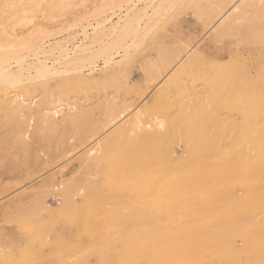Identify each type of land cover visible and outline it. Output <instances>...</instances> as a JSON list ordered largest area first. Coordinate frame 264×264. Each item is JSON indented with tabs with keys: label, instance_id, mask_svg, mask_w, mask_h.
<instances>
[{
	"label": "rangeland",
	"instance_id": "374dc122",
	"mask_svg": "<svg viewBox=\"0 0 264 264\" xmlns=\"http://www.w3.org/2000/svg\"><path fill=\"white\" fill-rule=\"evenodd\" d=\"M261 1L262 0H257V3L256 0H143L140 3L138 2L137 5L130 4L128 6L126 4L127 0H31L30 2H32L33 5L29 0H0V46L10 51H17L26 57L23 65L24 67L16 63L15 59L9 60L8 66L11 72L21 76L23 79H25L28 74H34L38 64V58L34 53L39 45L42 46L43 51H41L39 56L43 61L47 62L48 65H54L55 68L59 70H69V72H57L50 76L47 75L37 79H29L28 81L12 82L10 85H3V82L0 81V102L2 101L0 107L3 106L0 108V111L2 110V113L0 112V264L4 263L5 260L7 261L8 258L10 259L13 254L15 255L13 258L16 257L14 259L15 261L23 260L21 263L25 262L23 258H27L30 254L33 260L34 258L39 259L33 261L29 255L30 258H27V260H31L34 264L40 261H46L45 264H51L52 262V264H63L67 259L68 262L66 261V264H74L75 262L71 259L78 260L79 263L81 262L80 264H100L104 260L106 262H112L117 259H125V256L132 250H136L131 240L140 235L141 231H144L146 228L154 232L155 236L151 240L152 245L149 248L151 251H137L136 260L140 262L139 264H149L151 261L152 263L159 262V264H169L167 262L169 257L164 256L165 254L163 253L171 251V246L167 243V237H169L171 231L174 230L173 226L175 227L176 225L175 229H179L178 226H181L180 229H183V227L184 229L188 228L189 225H191V228H202L203 226V228L209 232V229L213 228L211 232L214 230V234L223 230H229L231 232H236L235 230H237V234L235 233L234 236H231L232 239L230 237L221 239L219 243V250L221 251L217 250V253L209 255L210 259H208L209 256L204 257L206 259H202L204 263L198 260L195 264H233L234 262L236 264L240 262V264H264V243L259 244L256 241L254 242L256 237L264 238V162H261L264 156L262 155L264 154L262 153L264 152L262 150L264 148V134L261 130H257L264 129L262 127L264 126V114L261 113L259 115L263 120L260 119L259 116L255 120L246 119L247 111L240 110L239 108V105L241 106L246 102L245 100L238 101V103H240L239 105L236 103L235 105L237 107L235 108V105H233L234 103L229 107L222 105L221 102L224 98L226 99L228 97L226 96L228 89L230 90L232 86L228 87V85H226L222 88L217 98L215 97L212 99V97L209 96V91L213 83L207 78L206 70L202 69V67H198L197 70L193 69L183 73H181L182 70H180L184 68V64L191 54L199 52L206 55L207 59L210 61L215 59L217 63L234 64V66H232V72L235 73H231L242 77L238 80V83H243V81L247 80L246 83L252 85L254 83V78L251 77H255L260 72V67L264 64V59L262 60L264 53L260 51V49H264V40L259 42L251 35V28L253 26L259 29L263 27L261 24L264 20V14H262L264 13V0L263 2ZM245 3L246 5L247 3L251 4H249L250 9L247 8L245 10L243 8V6H246ZM259 5L261 7H259ZM132 7L134 8L132 13V16H134V26L132 23L128 24V22H125L126 19L118 24L120 17L125 18V13ZM144 12L148 13L147 16ZM134 14L138 15L135 16ZM235 15L242 16V18L237 21L240 29L236 28L228 36H225L221 40H216V31L218 28L222 27L229 19H233ZM106 18H109V20L97 28V22H101ZM114 26L118 28L114 29ZM131 26L134 28L132 29ZM255 40L258 43H256ZM253 41L257 45L254 44ZM0 53H2V51H0ZM216 55L222 56L223 58H214ZM67 56L70 57L67 58ZM109 56H112L113 59L109 64H105V60ZM183 61L184 64H182ZM79 82H81V84ZM180 86H182L183 89H181ZM166 91L169 93L168 96L171 94L176 95L174 96L176 100H180V97L185 94L186 98L184 97V101H188L191 98V93L194 94L191 100L193 105L190 103V110L188 111L187 109L184 122H182L179 127L173 126L171 131V135L174 137L171 141V145L174 150V157L177 158V160H184L188 157L187 155L191 154L188 152L193 151V149L198 146H201L203 153L208 154L211 160L219 156L218 154H221L223 151L228 153V151L240 150L242 155L231 167H226L228 168L227 171L225 170L226 168L219 169V171L216 170L217 172H214L215 176L212 175L213 179L211 175H209L203 182L206 184H204L203 187L190 186L194 193L192 197L178 194L175 198L176 208L172 220H170L171 216L167 209L168 207L164 205L156 211L151 210V206L149 205L155 206L153 205L152 199L159 198V195L154 196V194H150L153 196L152 197L149 196L148 191L143 190H131L132 193L130 190L126 191L119 185H113L112 179H109L112 175L111 168L107 165V162L116 155L119 143L121 142L120 137L118 138V131L130 126L127 122L130 121V118H132L133 114L138 109L143 108L144 121L148 120L151 114H158L159 111H162V113H160L161 115L159 114L162 118V115H164L166 116L164 117L165 119L169 120L172 118L175 119L174 121L176 122L177 116L175 113L173 114L172 109L170 111H164L165 108L156 109L157 111L154 110V101L159 99L163 93H167ZM199 92H204V98L208 100L200 99L202 95L199 96ZM159 93H161V95H159ZM19 94L21 95V99L25 100L23 105L32 104L33 106L26 105L25 107L23 106V109L20 102L21 100L18 98L20 103L16 100L17 98L15 95ZM170 97H173V95ZM6 98H9L7 99L8 101ZM165 99L170 98L165 97ZM200 104H202L201 108L198 107ZM57 105L64 108L55 118L51 112L54 111ZM17 107H19V109L22 108L20 111L23 114L19 112ZM32 108L34 112H30ZM73 108L74 110H72ZM37 110L40 112H37ZM194 110H196L195 115L192 114ZM203 110L205 111L203 112ZM45 113L48 115L46 116ZM7 115H10L11 119L10 116L8 117ZM208 116L210 117L209 121L207 120ZM217 118H220L221 121ZM196 120L198 123H196ZM29 121L31 123L30 125ZM22 122L25 123L23 124ZM218 122H221V125L226 123L225 125L227 127L219 124L222 130L225 128V132L220 129ZM193 125H195V128ZM241 125L242 127H240ZM255 125H259L260 127L256 126V128ZM122 126L124 128H121ZM208 126L210 129H207ZM250 126L251 128H249ZM26 127H28V129ZM245 130L250 137H253L255 134V141L254 139H251V141L245 136ZM174 131L177 132L176 135H174L176 133H174ZM202 131L204 133H202ZM239 131L245 133L236 139L237 142L239 141L236 143L234 137ZM114 132H116V134ZM178 134L179 137L177 138ZM16 137L18 139H16ZM204 137H206V139ZM114 138H116V142L113 143L111 140ZM12 139L14 140L12 141ZM103 139L106 140L104 141ZM197 139L199 143H196ZM201 141L206 142L202 143ZM98 142H103L101 151L98 155L101 154V160L105 161V163L97 168L99 171L97 169H94L95 171L91 169V171L87 164L88 157L90 158L93 155L90 156L87 152ZM196 144L198 145L196 146ZM24 145H27V147L25 146L24 148ZM261 145L263 148H261ZM247 146L249 147L248 149H246ZM216 147L219 148L217 149ZM25 150L26 152H24ZM246 156L247 159L249 158L248 160L245 158ZM257 156L261 157L257 158ZM253 157L254 159L256 158L255 161H253ZM86 165L87 168H85ZM230 168L233 170H230ZM224 170L226 172H224ZM93 172H96L97 175ZM223 176L225 177L223 178ZM218 180L220 181L218 182ZM71 182H75V184ZM76 183L78 186H82L81 189L78 188V191H72V197L63 195V190L66 186L71 187L76 185ZM103 184H105V186ZM83 187L85 188L83 189ZM106 187L107 189L105 190ZM117 188L119 190H117ZM124 193L127 196L124 195ZM81 195L84 196L82 197ZM108 195H110L112 199ZM114 196L118 197L120 201ZM143 196L144 199H142ZM84 198L86 199L85 201ZM71 200L76 203L75 206L77 209L74 210L76 211L75 213H73L74 211L68 212L69 210L64 209V205H66L64 203H69ZM215 202L217 204L219 203L218 205L220 206L216 205ZM92 204L93 206L90 208L89 206ZM104 204L107 208L103 206ZM80 205L84 206L80 207ZM114 205L118 209H116ZM139 206L141 208H139ZM257 207L258 209H256ZM227 208L229 211H227ZM78 209H81V211ZM124 209L127 210L125 211ZM102 210L104 212H102ZM120 210L122 211L119 212ZM142 210H144V213H141ZM85 211L86 213H84ZM136 213L139 214L138 216L140 218ZM77 214H79L80 217V214L86 215L82 216L84 219L79 217L81 219L79 220ZM118 214L119 216L117 219ZM146 214L147 216L150 215L151 218L148 217V219ZM133 216L136 219L133 218ZM50 217H53V219ZM132 218L134 220H132ZM175 220H177L178 223ZM32 221L34 223H31ZM181 222L185 225H181ZM199 224H202V226ZM150 225H152L151 228ZM154 225L157 226V228ZM58 226H60V230ZM90 226L91 229H89ZM230 226L232 228H230ZM55 227L56 229H54ZM206 227L208 229H206ZM22 230L25 231L23 232ZM48 230L50 233H48ZM58 232L59 234H57ZM239 232H245L248 235L252 233V236L254 234L257 236H253L254 238L250 236L246 237L247 235L245 236V233L241 235ZM69 234L72 236H74V234H79V238L78 236L73 238ZM126 235L128 237H126ZM161 235H163V237ZM237 235L239 237H237ZM42 236L43 238H40ZM44 236L47 238L45 239ZM50 236V239L54 240L48 239ZM32 238L34 240H32ZM43 239H45L46 242H44L45 240ZM63 240H66L67 244ZM198 240L203 242L204 238H198ZM56 241L59 243L57 244L59 246L56 245ZM110 241H112L113 244ZM29 242L32 243V246ZM164 242L165 244H162ZM229 242L230 245H227ZM252 242H254V244ZM60 243L62 245H60ZM233 243H235V247H233ZM248 243H251V245H247ZM128 244H130V247L127 246ZM64 245L68 246L65 247ZM162 245H165V247L163 246L162 248ZM63 246L70 249L67 250ZM108 246L110 249H108ZM112 246L113 248L111 249ZM32 247L36 251H32L34 250ZM59 247L61 249H59ZM91 247L92 250L97 248L93 251V254L90 250ZM19 248L21 251L18 250ZM120 248H122V251ZM41 249L42 253L40 252ZM63 249L65 251L67 250L66 254L65 251L63 252ZM88 249L90 252L87 251ZM8 250L10 252H8ZM50 250L53 251V253ZM84 250L89 253V255H87L88 253L86 254L87 257L85 256L86 251L83 252ZM102 250L105 256L101 253L103 252ZM109 250L112 251L109 252ZM251 251L252 253H250ZM21 252L24 255H21ZM26 252H28V254ZM36 252L39 254L41 253L40 256L38 253L36 254ZM109 253L111 254L108 255ZM159 253L164 257L162 258ZM32 254L36 255V257L33 258ZM82 254L84 255L83 257ZM222 254L224 255L220 256ZM26 255L27 257H24ZM73 255L76 258H73ZM90 255H92V257H89ZM169 255L170 252L168 256ZM62 256L65 257L63 258ZM80 257H82V259ZM108 257L111 259H108ZM172 257L173 256H170V264L189 263V261H182L175 257L172 259ZM255 260H257V263ZM78 262L75 264H79ZM130 262L131 261L127 260L124 264H132V262ZM189 264L192 263L190 262Z\"/></svg>",
	"mask_w": 264,
	"mask_h": 264
},
{
	"label": "bare ground",
	"instance_id": "6f19581e",
	"mask_svg": "<svg viewBox=\"0 0 264 264\" xmlns=\"http://www.w3.org/2000/svg\"><path fill=\"white\" fill-rule=\"evenodd\" d=\"M31 0H29V2H30ZM141 1H143V0H127V5L129 6L130 4H134V5H137V3L139 2H141ZM145 1V0H144ZM231 1V0H230ZM249 1H251V0H249ZM225 2H227V1H225ZM253 2H255V1H253ZM256 2H257V0H256ZM261 2H263V0L261 1ZM31 4H32V2H30ZM224 3V2H223ZM258 3V2H257ZM227 4V3H226ZM225 4V5H226ZM250 4V3H249ZM248 3H247V5H246V3H245V7L243 6V8L246 10L247 8H249V6L251 5H249ZM253 4V3H252ZM33 5V4H32ZM125 5V4H124ZM123 5V6H124ZM153 5V4H152ZM122 7V6H121ZM150 7V6H149ZM255 7V6H254ZM259 7H261L260 5H259ZM258 7V8H259ZM224 8V7H223ZM242 8V11L244 12V9ZM257 8V9H258ZM128 9V8H127ZM219 9V8H218ZM250 9V8H249ZM133 10H134V8L132 7L131 9L129 8L128 9V11L125 13V18H121L120 17V20L118 21V24H120V23H122V21H124L125 19V22H128V24L129 23H132V25L134 26V16H132V13H133ZM259 10V9H258ZM261 10H262V8H261ZM264 11V10H263ZM146 12V11H145ZM144 12V14L147 16V14L148 13H145ZM148 12V11H147ZM218 13H220V12H218ZM238 13H240V12H238ZM237 13V14H238ZM242 14V13H241ZM262 14H264V13H262ZM135 16L136 15H138V14H134ZM217 15V14H216ZM242 15H244V14H242ZM240 18H242V16L241 15H235L234 16V18L232 19H229L228 21H226L224 24H223V26L222 27H220V28H218V30L216 31V40H221V39H223L225 36H228L233 30H235L236 28H239L238 27V23H237V21L240 19ZM138 19H141V18H138ZM107 20H109V18H106V19H104V20H102L101 22L99 21V22H97V28H98V26H100V25H102L103 23H105ZM127 24V25H128ZM263 27H261L260 29L258 28V27H252L251 28V35L254 37V39H256L257 41H259V42H262L263 40H264V20L262 21V24H261ZM119 26V25H118ZM127 27H129V26H127ZM114 29H117L118 27L117 26H114L113 27ZM131 28H132V26H131ZM131 28H129L130 30H132ZM240 29V28H239ZM127 33V32H126ZM251 36V37H252ZM248 37V36H247ZM250 37V36H249ZM249 40H251V39H249ZM255 40V41H256ZM252 41V40H251ZM256 41V43H258ZM27 42V41H26ZM254 42V41H253ZM264 42V41H263ZM255 42H254V44H256ZM38 44H39V42H38ZM257 45V44H256ZM261 45V44H260ZM24 46V45H23ZM79 46V45H78ZM129 47V46H128ZM28 48V47H27ZM34 48V47H33ZM76 48H78V47H76ZM242 49V48H241ZM253 49V48H252ZM260 49V48H259ZM20 50H22V49H20ZM34 50V49H33ZM255 50H256V48H255ZM254 50V51H255ZM0 51H2V53H0V81H2L3 82V85H10L12 82H20V81H23V80H29V79H37V78H41V77H43V76H47V75H52V74H55V73H57V72H69V70H67V69H58V68H55V66L54 65H48L47 64V62H45V61H43L41 58H40V54H41V51H43L42 50V46L41 45H39V46H37V48L35 49V55H36V57L38 58V64H37V66H36V69H35V73L34 74H28V75H26V78L25 79H23L21 76H19V75H15L13 72H11V70H10V68H9V66H8V62H9V60H11V59H15L16 60V63H18L21 67H24L23 65H24V61H25V56L24 55H22V54H20L19 52H17V51H10L9 49H6L5 47H2V46H0ZM4 51H6V52H4ZM252 51V50H251ZM260 51L262 52V53H264V49H260ZM4 52V53H3ZM190 52V51H189ZM43 53V52H42ZM192 53H193V50H192ZM80 54V53H79ZM187 56V55H186ZM70 56H67V58H69ZM223 58L222 56H219V55H216V56H214V58ZM112 56H109V57H107L106 58V60H105V64H109L111 61H112ZM225 59V58H224ZM264 59V57H262V60ZM239 60V59H238ZM263 63H264V61H263ZM182 64H184V61H183V63ZM232 66H234V64H222V63H217V60H215V59H213V60H209V59H207V57H206V55H204L203 53H193V54H191L189 57H188V59H187V61H186V63L184 64V68H181L180 70H182V72L181 73H183V72H186V71H189V70H193V69H195V70H197V68L198 67H202V69H205L206 70V73H207V78L209 79V80H211L212 82L211 83H213V86H212V88L210 89V91H209V96L210 97H212V99L213 98H217V96L219 95V93H221V91H222V88H224L226 85H228V87L229 86H232L231 88H230V90L228 89V93H227V95L226 96H228L226 99L224 98V100L221 102V104L222 105H225V106H231L232 105V103H234L233 105H235L236 103H238V101H242V100H245L246 102L245 103H241L242 105L240 106L239 105V103H238V105H239V108H240V110H246L247 111V117H246V119H248V120H255L261 113L262 114H264V64L260 67V72L255 76V77H251V78H254L253 80H254V83L252 84V85H249L248 83H246V81L247 80H245V81H243V83H238V80L240 79V78H242L240 75H234V74H232V73H235V72H232V69H233V67ZM65 67V66H64ZM182 67V66H181ZM232 72V73H231ZM178 73H179V71H178ZM229 73V74H228ZM236 74H237V72H236ZM178 75V74H177ZM181 75V74H180ZM176 76V75H175ZM180 77V76H179ZM178 77V78H179ZM182 77V76H181ZM248 77H249V75H248ZM177 78V77H176ZM247 78V77H246ZM250 78V77H249ZM206 79V78H205ZM245 79V78H244ZM81 80V79H80ZM173 80V79H172ZM179 80H181V79H179ZM207 80V79H206ZM205 80V81H206ZM252 80V81H253ZM76 81V80H75ZM84 82V81H83ZM171 82V81H170ZM210 82V81H209ZM248 82H250V81H248ZM80 84H81V82H79ZM77 84V83H76ZM83 84V83H82ZM172 85V84H171ZM175 85V84H174ZM178 85V84H177ZM176 85V86H177ZM180 85V84H179ZM210 85V84H209ZM212 85V84H211ZM175 86V87H176ZM183 86V85H182ZM182 86H180L181 87V89H183L182 88ZM171 87V86H170ZM184 87H185V84H184ZM186 88V87H185ZM166 89V88H165ZM179 89V88H178ZM168 90V89H167ZM201 90V89H200ZM209 90V89H208ZM183 91V90H182ZM191 91V90H190ZM203 91V90H202ZM161 92V91H160ZM167 92V91H166ZM181 92V91H180ZM197 92H198V90H197ZM171 93V92H170ZM196 93V92H195ZM200 94H199V96L200 95H202V97L200 98V99H206V100H208L207 98H204V96H205V93L204 92H199ZM226 94V93H225ZM159 95H161V93H159ZM167 95V96H166ZM169 95V93L167 92V93H163L162 94V96H160V98L159 99H156L154 102V110H158L159 108H165V110L164 111H166V110H171L172 109V112H173V114L175 113V115L177 116V119H176V122L174 121L175 119H169V117H168V119L169 120H167V119H165L164 117H166V116H164V115H162L163 116V118L160 116L161 114L160 113H162V111H159L158 112V114L157 113H153V114H151L150 115V117H149V119L148 120H143V116H144V110H142V109H138L134 114H133V116H132V118H130V121L129 122H127V124H130V126L129 127H127V128H124L123 126L121 127V128H124V129H121L120 131H116L117 133H118V138L120 137V139H121V142L119 143V147H118V149H117V153H116V155L114 156V154H113V152H112V155L114 156V157H112V159H110L108 162H107V165L109 166V168H111V177H109V179L111 178L112 179V184L113 185H119L120 187H123L126 191H131V190H143V191H148L149 192V196H152V195H150V194H154V196L155 195H159L160 197L159 198H156V199H152V202H153V205H155V206H152V205H149V206H151V210H154V211H156V210H158L161 206H165V207H168L167 209L169 210V214H170V220H172V216H173V213H174V210H175V208H176V205H175V198H176V196L178 195V194H181V195H185L186 197H192L193 195H194V193H193V191H192V189H191V187L190 186H196V187H199V188H201V187H203V185L205 184V183H203L206 179H207V177L209 176V175H211V177H212V175L213 176H215L214 175V172L216 171V170H218L219 171V169H223V168H226V167H231V165H233L235 162H236V160H238V158L241 156L242 157V155H241V152H240V150H234V151H232V152H230V151H228V153L227 152H225V151H223L221 154H218L219 156H214L215 158H212V160L211 159H209V156H208V154H204L203 153V150H202V148H201V146L199 147H195L194 149H193V151H191V152H188V153H191V154H189V155H187L188 157L187 158H185L184 160H181V161H179V160H177V158H175L174 157V150L172 149V145H171V141L173 140V136L171 135V131H172V129H173V126H178L179 127V125H181L182 124V122H184V120H185V117H186V114H187V109H188V111L190 110L189 108H190V103H192L191 102V100H192V98H193V95L194 94H192L191 93V95H190V99L188 100V101H184V97H185V94L184 95H182L181 97H180V100H176V98H174V96H176V95H174V94H171L170 96H172L173 95V97H170V96H168ZM207 95V94H206ZM222 95V94H221ZM12 96V95H11ZM10 96V97H11ZM16 96V100L18 101V98H19V100H21L20 102H21V104H22V107L24 106H26V105H23L24 104V99H21V95L19 94V95H15ZM157 97V96H156ZM165 97H169L170 99H165ZM195 97V96H194ZM197 97H198V95H197ZM220 97V96H219ZM2 98V97H1ZM5 98V97H4ZM15 98V97H14ZM158 98V97H157ZM186 98V97H185ZM199 98V97H198ZM221 98H222V96H221ZM7 99H9V98H6V100ZM4 100V99H3ZM11 100V99H10ZM197 100H199V99H197ZM8 101V100H7ZM7 101H6V103H7ZM15 101V100H14ZM2 102V101H1ZM0 102V103H1ZM19 102V101H18ZM19 102V103H20ZM59 102V101H58ZM187 102H189V103H187ZM201 102V101H200ZM220 102V101H219ZM33 103H34V101H33ZM36 103V102H35ZM198 103H199V101H198ZM201 103H203V102H201ZM10 104H11V102H10ZM13 104V103H12ZM17 104V103H16ZM16 104H14V105H16ZM197 104V103H196ZM1 105V104H0ZM5 105V104H4ZM29 105H31V106H33L32 104H28L27 106H29ZM192 105H193V103H192ZM17 106V105H16ZM15 106V107H16ZM129 106H131V105H129ZM220 106V105H219ZM3 107V106H2ZM2 107H0V108H2ZM9 107V106H8ZM20 107H21V105H20ZM24 107H23V109H24ZM35 107V106H34ZM198 107H202V104H200V106H198ZM218 107V106H217ZM235 107H237L236 105L234 106V108ZM18 109H19V107H17ZM30 108V107H29ZM63 108L64 107H62V106H60V105H57L55 108H54V111L53 112H51L52 113V115H53V117H57L58 116V114H60L62 111H63ZM130 108V107H129ZM128 108V109H129ZM233 108V107H232ZM11 109V108H10ZM18 109H17V111H18ZM20 109H22V108H20ZM20 109H19V112H21L20 111ZM28 109V108H27ZM125 109H126V107H125ZM147 109V108H146ZM203 109H204V107H203ZM237 109V108H236ZM7 110V109H6ZM30 110V109H29ZM36 110V109H35ZM49 110V109H48ZM72 110H74V108L72 109ZM127 110V109H126ZM156 110V111H157ZM201 110V109H200ZM218 110V109H217ZM2 111V110H1ZM0 111V112H1ZM4 111V110H3ZM15 111H16V109H15ZM31 111H33V108H32V110H30V112ZM205 110H203V112H204ZM219 111V110H218ZM10 112V111H9ZM19 112H18V114H19ZM34 112V111H33ZM37 112H40V111H38L37 110ZM45 112H47V111H45ZM48 112H50V111H48ZM146 112V111H145ZM150 112H153V111H150ZM193 113V115H195L196 114V110H194V111H192ZM211 112V111H210ZM2 113V112H1ZM11 113L13 114V112L11 111ZM22 113V112H21ZM43 113V112H42ZM169 113V112H168ZM23 114V113H22ZM87 114V113H86ZM160 114V115H159ZM173 114H171V115H173ZM213 114V113H212ZM215 114V113H214ZM16 115H17V112H16ZM27 115V114H26ZM32 115H33V113H32ZM40 115V114H39ZM45 115H46V113H45ZM48 115V114H47ZM46 115V116H47ZM49 115H50V113H49ZM159 115V116H158ZM175 115H173V116H175ZM203 115H204V113H203ZM8 116V115H7ZM6 116V117H7ZM10 116V115H9ZM8 116V117H9ZM27 116H29V115H27ZM37 116V115H36ZM175 116V117H176ZM210 116V115H209ZM207 117V120L209 121V118L210 117ZM14 117H16V116H14ZM30 117V116H29ZM28 117V118H29ZM42 117V116H41ZM52 117V118H53ZM172 117V116H171ZM191 117V116H190ZM262 117V116H261ZM3 118V117H2ZM35 118V117H34ZM40 118V117H39ZM43 118V117H42ZM174 118V117H173ZM196 118V117H195ZM259 118H260V116H259ZM0 119H1V117H0ZM10 119H11V116H10ZM14 119V118H13ZM44 119V118H43ZM50 119V118H49ZM115 119V118H114ZM205 119V118H204ZM204 119H203V121H204ZM217 119H220V118H217ZM245 119V120H246ZM260 119H262V118H260ZM29 120H31V119H29ZM48 120V119H47ZM212 120V119H211ZM210 120V121H211ZM214 120V119H213ZM244 120V121H245ZM258 120V119H257ZM256 120V121H257ZM263 120V119H262ZM10 121V120H9ZM13 121V120H12ZM115 121V120H114ZM202 121V122H203ZM220 121H221V119H220ZM74 122V121H73ZM192 122V121H191ZM223 122V121H222ZM246 122V121H245ZM249 122V121H248ZM251 122V121H250ZM253 122V121H252ZM261 122V121H260ZM23 124L25 123V122H22ZM72 123V122H71ZM196 123H198V121L196 120ZM215 123V122H214ZM229 123V122H228ZM256 123V122H255ZM254 123V124H255ZM264 123V122H263ZM31 123H30V121H29V125H30ZM114 124H115V122H114ZM117 124V123H116ZM192 124H193V122H192ZM208 124V123H207ZM221 125V122L219 123L218 122V126L220 127V125ZM226 124V123H225ZM225 124H223V125H225ZM238 124V123H237ZM245 124V123H244ZM261 124H262V122H261ZM14 125H16V124H14ZM18 125H19V123H18ZM21 125V124H20ZM29 125H27V126H29ZM209 125V124H208ZM211 125V124H210ZM223 125H221V126H223ZM230 125V124H229ZM235 125V124H234ZM239 125V124H238ZM243 125V124H242ZM242 125L240 126V127H242ZM248 125V124H247ZM250 125V124H249ZM264 125V124H263ZM126 126H128V125H126ZM194 126V128H195V125H193ZM226 126V125H225ZM232 126H233V124H232ZM257 125H255V127H256ZM259 126V125H258ZM257 126V127H258ZM14 127V126H13ZM19 127V126H18ZM17 127V128H18ZM30 127V126H29ZM49 128H50V126H48ZM47 127V128H48ZM211 127H213V126H211ZM227 127V126H226ZM248 127V126H247ZM246 127V128H247ZM256 127V128H257ZM260 127V126H259ZM263 128H264V126H262ZM261 127V128H262ZM16 128V127H15ZM27 129H28V127H26ZM249 128H251V126L249 127ZM249 128H247V129H249ZM20 129V128H19ZM19 129H18V131H19ZM30 129V128H29ZM50 129H52V128H50ZM119 129V128H118ZM207 129H210L209 128V126H208V128ZM207 129H206V131H207ZM219 129V128H218ZM220 129H221V127H220ZM235 129H236V127H235ZM15 130V129H14ZM23 130V129H22ZM215 130H216V128H215ZM214 130V131H215ZM222 130V129H221ZM225 130V128L222 130V131H224ZM241 130V129H240ZM243 130H244V128H243ZM257 130H261V132L264 134V129H257ZM16 131V130H15ZM27 131H29V130H27ZM218 131H220V130H218ZM227 131V130H226ZM236 131H237V129H236ZM236 131H234V132H236ZM246 131V130H245ZM47 132V131H46ZM116 132H114L115 134H116ZM176 131H174V133H175ZM179 132V131H178ZM200 132V131H199ZM225 132V131H224ZM240 132H242V131H239V133H237L236 135H235V133H234V135H235V137H234V139H235V142L236 143H238L237 141H236V139H238V137L239 136H241V135H243V133H245V132H242V133H240ZM253 132V131H252ZM254 132H256V131H254ZM27 133V132H26ZM43 133H44V131H43ZM114 133H113V135H114ZM202 133H204L203 131H202ZM201 133V134H202ZM208 133V132H207ZM257 133V132H256ZM260 133V132H259ZM177 134V132L174 134V135H176ZM262 134V135H263ZM30 135V134H29ZM112 135V136H113ZM204 135V134H203ZM210 135V134H209ZM224 135V134H223ZM222 135V136H223ZM226 135V134H225ZM230 135H231V137H232V134L230 133ZM229 135V136H230ZM109 136H111V135H109ZM108 136V137H109ZM115 136V135H114ZM113 136V137H114ZM199 136H200V133H199ZM245 136L246 137H248L250 140L251 139H254V141H255V134H254V136L252 137H250V136H248V132L246 131V134H245ZM40 137H41V135H40ZM108 137H106V138H108ZM179 137V134L177 135V138ZM261 137V136H260ZM14 138V137H13ZM200 138V137H199ZM205 139H206V137H204ZM247 138V139H248ZM257 138V137H256ZM16 139H18L17 137H16ZM24 139V138H23ZM224 139V138H223ZM14 139H12V141H13ZM28 140V139H27ZM104 140V139H103ZM106 140V139H105ZM104 140V141H105ZM200 140V139H199ZM202 140V139H201ZM222 140V139H221ZM224 140H226V139H224ZM223 140V141H224ZM228 140V139H227ZM230 140V139H229ZM242 140V139H241ZM245 140V139H244ZM259 140V139H258ZM264 140V139H263ZM263 140H261V141H263ZM12 141H10V142H12ZM20 141V140H19ZM107 141H109V140H107ZM197 142L196 143H199L198 142V139L196 140ZM247 141V140H246ZM252 141V140H251ZM7 142H9V141H7ZM6 142V143H7ZM16 142V141H15ZM111 142H116V138H114V139H112L111 140ZM119 142V141H118ZM202 143L203 142H206V141H201ZM5 143V142H4ZM22 143V142H21ZM28 143V142H27ZM26 143V144H27ZM103 143V142H102ZM102 143H100V142H98V143H96L91 149H89L88 150V152H87V154H89L90 156H92V157H88V167L90 168V170L92 169V170H94V169H97L98 167H100V166H102V165H104V163H105V161H102L101 160V157H100V155H98L99 154V152L101 151V145H102ZM110 143V142H109ZM190 143V142H189ZM231 143V142H230ZM19 144V143H18ZM205 144V143H204ZM204 144H200V145H204ZM221 144V143H220ZM227 144V143H226ZM247 144H249V143H247ZM251 144V143H250ZM261 144V143H260ZM259 144V145H260ZM264 144V143H263ZM109 145H112V144H109ZM198 144H196V146H197ZM228 145H229V143H228ZM235 145V144H234ZM243 145V144H242ZM256 145H257V143H256ZM25 146L27 147V145H24V148H25ZM28 146H29V143H28ZM231 146V145H230ZM228 147V146H227ZM238 147V146H237ZM240 147V146H239ZM259 147V146H258ZM264 147V146H263ZM262 147V145H261V148H263ZM103 148V147H102ZM113 148V147H112ZM193 148V147H192ZM217 148V147H216ZM219 148V147H218ZM217 148V149H218ZM249 147L247 146V148L246 149H248ZM221 149V148H220ZM224 149H225V147H224ZM234 149V148H233ZM227 150H229V149H227ZM255 150V149H254ZM253 150V151H254ZM263 151H264V148L262 149ZM21 151V150H20ZM113 151V150H112ZM187 151V150H186ZM220 151V150H219ZM243 151V150H242ZM248 151V150H247ZM259 151H260V149H259ZM22 152V151H21ZM24 152H26V150L24 151ZM27 152H28V149H27ZM104 152V151H103ZM245 152V151H244ZM109 153V152H108ZM114 153H115V151H114ZM212 153V152H211ZM210 153V154H211ZM214 153V152H213ZM217 153V152H216ZM246 153V152H245ZM262 153H264V152H262ZM256 154H258V153H256ZM111 155V156H112ZM212 155V154H211ZM261 155V154H260ZM262 155H264V154H262ZM108 156H109V154H108ZM185 156V155H184ZM250 157V156H249ZM254 157H255V155H254ZM254 157H253V161H255L256 160V158L254 159ZM258 157H261V156H257V158ZM86 158V157H85ZM84 158V159H85ZM246 159H247V156L245 157ZM104 159V158H103ZM242 159V158H241ZM249 159V158H248ZM247 159V160H248ZM261 159V158H260ZM108 160V159H107ZM250 160H251V158H250ZM249 160V161H250ZM246 161V160H245ZM244 161V162H245ZM264 162V156H263V159L261 160V162ZM257 162V161H256ZM241 163V162H240ZM258 163H260V162H258ZM239 164V163H238ZM246 164H247V162H246ZM87 165H86V167L85 168H87ZM106 165V164H105ZM236 165V164H235ZM258 165V164H257ZM246 166H248V165H246ZM105 167V166H104ZM103 167V168H104ZM258 168V167H257ZM256 168V169H257ZM263 168V167H262ZM105 169H106V167H105ZM104 169V170H105ZM227 169L228 168H226L225 170L227 171ZM242 169V168H241ZM247 169V168H246ZM253 169V168H252ZM91 170V171H92ZM98 170V169H97ZM97 170H96V172H97ZM224 170V172H226ZM230 170H233V169H231L230 168ZM235 170V169H234ZM255 170V169H254ZM86 171H87V169H86ZM90 171V172H91ZM95 171V170H94ZM99 171V170H98ZM222 171V170H221ZM248 171V170H247ZM255 171H257V170H255ZM59 172V171H58ZM89 172V173H90ZM94 173L95 175H97V173ZM109 172V171H108ZM217 172V171H216ZM230 172H232V171H230ZM241 172H242V170H241ZM244 172V171H243ZM246 172V171H245ZM88 173V174H89ZM221 173V172H220ZM93 174V175H94ZM102 174V173H101ZM241 174V173H240ZM90 175V174H89ZM105 176V175H104ZM226 176H227V174H226ZM242 176V175H241ZM262 176V175H261ZM96 177V176H95ZM98 177H100V176H98ZM108 177V176H107ZM220 177V176H219ZM225 176H223V178H224ZM101 178V177H100ZM255 178V177H254ZM264 178V177H263ZM75 179V178H74ZM87 179V178H86ZM108 179V180H109ZM211 179V178H210ZM212 179H213V177H212ZM221 179V178H220ZM248 179V178H247ZM261 179H262V177H261ZM83 180V179H82ZM82 180H80V181H82ZM96 180H98V179H96ZM71 181V180H70ZM87 181V180H86ZM100 181H101V179H100ZM210 181V180H209ZM213 181V180H212ZM220 180H218V182H219ZM239 181V180H238ZM251 181V180H250ZM261 181V180H260ZM76 182V181H75ZM75 182H73L74 184H75ZM84 182V181H83ZM92 182V181H91ZM103 182H105V181H103ZM215 182V181H214ZM72 183V182H71ZM71 183H69V184H71ZM72 183V184H73ZM97 183V182H96ZM207 183V182H206ZM79 184V183H78ZM108 184V183H107ZM216 184V183H215ZM232 184V183H231ZM81 185V184H80ZM83 185V184H82ZM88 185V184H87ZM104 186H105V184H103ZM102 185V186H103ZM206 185V184H205ZM65 186V185H64ZM69 186H71V185H69ZM74 186V187H73ZM73 186H71V187H68V186H66L65 188H64V190H63V195H67V197H72V194L71 193H73L72 191H76L78 188H80L81 189V187L80 186H78L77 185V183H76V185H73ZM94 186V185H93ZM108 186H109V184H108ZM254 186V185H253ZM73 187V188H72ZM119 187V188H120ZM236 187V186H235ZM85 187H83V189H84ZM89 188V187H88ZM230 188V187H229ZM233 188V187H232ZM255 188V187H254ZM107 189V187L105 188V190ZM208 189V188H207ZM224 189V188H223ZM231 189V188H230ZM87 190V189H86ZM103 190V189H102ZM116 190V189H115ZM117 190H119L118 188H117ZM194 190H195V188H194ZM262 190V189H261ZM74 191V192H75ZM78 191V190H77ZM83 191H85V190H83ZM114 191V190H113ZM202 191V190H201ZM105 192V191H104ZM106 192H109V191H106ZM116 192V191H115ZM132 192V191H131ZM217 192V191H216ZM259 192V191H258ZM257 192V193H258ZM261 192H263V191H261ZM77 193V192H76ZM85 193V192H84ZM84 193H82V194H84ZM126 193V192H125ZM124 193V195H126ZM133 193V192H132ZM138 193V192H137ZM140 193V192H139ZM145 193V192H144ZM211 193V192H210ZM215 193V192H214ZM79 194H80V192H79ZM92 194V193H91ZM90 194V195H91ZM101 194H102V192H101ZM130 194V193H129ZM261 194V193H260ZM93 195V194H92ZM103 195H105V194H103ZM111 195V194H110ZM110 195H108L109 197H110ZM118 195V194H117ZM117 195H115V196H117ZM200 195V194H199ZM263 195V194H262ZM73 196H74V194H73ZM82 196V195H81ZM84 196V195H83ZM82 196V197H83ZM86 196V195H85ZM102 196V195H101ZM100 196V197H101ZM114 196V197H115ZM119 196H121V195H119ZM127 196V195H126ZM94 197V196H93ZM113 197V198H114ZM130 197V196H129ZM153 197V196H152ZM158 197V196H157ZM200 197H201V195H200ZM35 198V197H34ZM111 198V197H110ZM109 198V199H110ZM115 198H118V197H115ZM123 198V197H122ZM121 198V199H122ZM133 198V197H132ZM140 198H142V197H140ZM184 198V197H183ZM205 198V197H204ZM242 198H243V196H242ZM65 199V198H64ZM70 199V198H69ZM103 199H105V198H103ZM112 199V198H111ZM119 199V198H118ZM127 199H128V197H127ZM142 199H144V196H143V198ZM141 199V200H142ZM171 199V200H170ZM180 199H181V197H180ZM240 199H241V197H240ZM240 199H239V201H240ZM260 199V198H259ZM86 199L84 198V201H85ZM88 200V199H87ZM91 200H92V198H91ZM97 200V199H96ZM116 200V199H115ZM138 200V199H137ZM136 200V201H137ZM196 200V199H195ZM203 200V199H202ZM206 200V199H205ZM83 201V200H82ZM110 201V200H109ZM117 201V200H116ZM119 201H120V199H119ZM122 201V200H121ZM126 201V200H125ZM149 201V200H148ZM185 201V200H184ZM239 201H238V203H239ZM255 201V200H254ZM105 202V201H104ZM108 202V201H107ZM141 202V201H140ZM150 202V201H149ZM187 202V201H186ZM185 202V203H186ZM201 202H204V201H201ZM235 202V201H234ZM100 203V202H99ZM128 203V202H127ZM192 203V202H191ZM205 203V202H204ZM213 203V202H212ZM216 203V202H215ZM237 203V204H238ZM253 203V202H252ZM64 204H66V205H64V209H66V210H69L68 212H71V211H74L75 209H77L76 208V203L74 202V201H70L69 203H64ZM81 204V203H80ZM97 204V203H96ZM132 204V203H131ZM203 204V203H202ZM209 204V203H208ZM219 204V203H218ZM217 203H216V205H218ZM226 204V203H225ZM232 204V203H231ZM101 205V204H100ZM107 205V204H106ZM198 205V204H197ZM197 205H194V206H197ZM204 205V204H203ZM233 205V204H232ZM262 205H263V203H262ZM84 206V205H83ZM83 206H81L80 205V207H83ZM87 206V205H86ZM93 206V204L91 205V206H89L90 208ZM97 206H99V205H97ZM104 207H106L105 206V204L103 205ZM115 206V205H114ZM194 206H192V207H194ZM199 206V205H198ZM210 206V205H209ZM212 206V205H211ZM214 206V205H213ZM218 206H220V205H218ZM217 206V207H218ZM231 206V205H230ZM258 206V205H257ZM261 206V205H260ZM104 207H102L103 209H105ZM191 207V206H190ZM189 207V208H190ZM229 207V206H228ZM78 208H79V206H78ZM107 208V207H106ZM111 208V207H110ZM109 208V209H110ZM115 208L116 209H118L116 206H115ZM139 208H141L140 206H139ZM222 208H226V207H222ZM32 209V208H31ZM40 209V208H39ZM82 209V208H81ZM81 209L79 210V211H81ZM108 209V210H109ZM119 209H120V207H119ZM165 209V208H164ZM192 209V208H191ZM228 209V208H227ZM256 209H258V207L256 208ZM18 210V209H17ZM21 210V209H20ZM42 210V209H41ZM112 210V209H111ZM125 210V209H124ZM127 210V209H126ZM125 210V211H126ZM131 210V209H130ZM133 210V209H132ZM161 210V209H160ZM185 210V209H184ZM200 210V209H199ZM225 210V209H224ZM23 211V210H22ZM64 211V210H63ZM95 211V210H94ZM113 211V210H112ZM116 211V210H115ZM122 210H120L119 212H121ZM139 211V210H138ZM144 210H142L141 211V213L143 212ZM165 211V210H164ZM182 211V210H181ZM217 211V210H216ZM227 211H229V209L227 210ZM21 212V211H20ZM32 212H35V211H32ZM67 212V213H68ZM76 211H74L73 213H75ZM100 212V211H99ZM102 212H104L103 210H102ZM135 212V211H134ZM185 212H187V211H185ZM239 212V211H238ZM14 213V212H13ZM12 213V214H13ZM15 213H17V212H15ZM79 213V212H78ZM84 213H86V211L84 212ZM133 213V212H132ZM144 213V212H143ZM260 213V212H259ZM258 213V214H259ZM21 214V213H20ZM26 214V213H25ZM58 214H59V212H58ZM63 214V213H62ZM71 214V213H70ZM70 214H68V215H70ZM115 214V213H114ZM123 214H124V211H123ZM135 214V213H134ZM137 214V216L139 215L138 213H136ZM185 214V213H184ZM39 215V214H38ZM78 215V219L79 220H81L80 218H83L84 219V217H82L83 215L85 216L86 214H80L81 215V217L79 216V214H77ZM76 215V216H77ZM88 215V214H87ZM92 215H95V214H92ZM105 215V214H104ZM107 215H110V214H107ZM121 215V214H120ZM131 215V214H130ZM141 215V214H140ZM145 215V214H144ZM143 215V216H144ZM54 216H56V215H54ZM101 216V215H100ZM118 216H119V214L117 215V219H118ZM122 216H124V215H122ZM136 216V215H135ZM136 216V217H137ZM176 216H178V215H176ZM12 217V216H11ZM22 217V216H21ZM66 217V216H65ZM68 217H71V216H68ZM80 217V218H79ZM87 217H89V216H87ZM98 217V216H97ZM116 217V216H115ZM126 217V216H125ZM127 217H129V216H127ZM131 217H132V215H131ZM139 217V216H138ZM137 217V218H138ZM146 217L148 218V217H150V215L149 216H147V214H146ZM223 217V216H222ZM236 217V216H235ZM13 218V217H12ZM19 218V217H18ZM30 218V217H29ZM51 218V217H50ZM64 218V217H63ZM71 218H73V217H71ZM71 218H69V219H71ZM95 218V217H94ZM100 218H102V217H100ZM133 218H135L134 216H133ZM132 218V220H134ZM140 218V217H139ZM151 218V217H150ZM256 219H257V217H255ZM42 219V218H41ZM48 219V218H47ZM51 219H53V217L51 218ZM61 219V218H60ZM66 219V218H65ZM65 219H64V221H65ZM99 219V218H98ZM115 219V218H114ZM136 219V218H135ZM149 219V218H148ZM28 220V219H27ZM67 220V219H66ZM215 220V219H214ZM257 220H259V219H257ZM261 220V219H260ZM35 221V220H34ZM37 221V220H36ZM43 221V220H42ZM50 221H52V220H50ZM58 221V220H57ZM83 221V220H82ZM81 221V222H82ZM95 221V220H94ZM175 221H177V220H175ZM174 221V222H175ZM263 221V220H262ZM63 222V221H62ZM76 222H77V220H76ZM84 222V221H83ZM93 222V221H92ZM243 222V221H242ZM245 222V221H244ZM264 222V221H263ZM31 223H34L33 221L31 222ZM64 223V222H63ZM70 223V222H69ZM80 223V222H79ZM97 223V222H96ZM169 223H170V221H169ZM176 223V222H175ZM177 223H178V221H177ZM182 223V222H181ZM187 223V222H186ZM196 223V222H195ZM49 224V223H48ZM61 224V223H60ZM98 224V223H97ZM120 224V223H119ZM144 224V223H143ZM189 224H192V223H189ZM260 224V223H259ZM19 225H20V223H19ZM23 225H24V223H23ZM52 225V224H51ZM54 225V224H53ZM57 225V224H56ZM65 225H67V224H65ZM87 225V224H86ZM123 225H125V224H123ZM128 225V224H127ZM153 225V224H152ZM152 225H150V228H151V226ZM181 225H183V223L181 224ZM185 225V224H184ZM183 225V226H184ZM194 225V224H193ZM193 225H192V227H193ZM200 225V224H199ZM199 225H197V226H199ZM230 225H232V224H230ZM261 225V224H260ZM30 226V225H29ZM63 226H64V224H63ZM115 226V225H114ZM126 226V225H125ZM142 226V225H141ZM155 226V225H154ZM177 226V225H176ZM175 226V227H176ZM182 226V227H183ZM200 226H202V224L200 225ZM199 226V227H200ZM224 226V225H223ZM23 227V226H22ZM59 227L60 226H58V229H59ZM67 227V226H66ZM88 227V226H87ZM121 227V226H120ZM156 228H157V226H155ZM168 227V226H167ZM175 227L173 226V228H174V230H172L171 231V233H170V235H169V237H167V243L171 246V251H169L170 252V255L168 256V254H169V252L168 253H163V254H165L164 256H167V257H169V260H170V256H173L172 257V259L175 257V258H177V259H181L182 261L183 260H185V261H189V263L191 262L192 264H195V263H197L196 261H198V260H201L202 261V259L204 258V257H206V256H209V255H211V254H214V253H217V250H219V246H220V242H221V239L222 238H225V237H230L231 239H232V235L234 236V234L237 232V230H235L236 232H231V231H229V230H223V231H218L219 233H216V234H214V232L212 231L211 232V229H213V228H210L209 230H210V232L208 231V230H205L204 228H203V226H202V228H198V227H195V228H191V225H189L188 226V228H185L184 229V227H183V229L181 228L180 229V227L181 226H178L179 227V229H175ZM20 228V227H19ZM25 228V227H24ZM30 228H31V226H30ZM53 228V227H52ZM79 228V227H78ZM80 228H82V227H80ZM141 228V227H140ZM217 228H218V226H217ZM230 228H232L231 226H230ZM229 228V229H230ZM54 229H56V227L54 228ZM85 229V228H84ZM89 229H91V226H90V228ZM132 229H133V227H132ZM143 229V228H142ZM162 229V228H161ZM166 229H168V228H166ZM206 229H208L207 227H206ZM248 229V228H247ZM28 230V229H27ZM52 230V229H51ZM60 230V229H59ZM63 230H64V228H63ZM81 230V229H80ZM79 230V231H80ZM88 230V229H87ZM134 230V229H133ZM144 230V229H143ZM147 230V231H146ZM222 230V229H221ZM240 230V229H239ZM23 231V230H22ZM25 231V230H24ZM23 231V232H24ZM55 231V230H54ZM54 231H53V233H54ZM78 231V232H79ZM83 231V230H82ZM93 231V230H92ZM139 231V230H138ZM138 231H137V233H138ZM162 231H164V230H162ZM169 231V230H168ZM167 231V232H168ZM249 231V230H248ZM57 232V231H56ZM60 232V231H59ZM59 232L57 233V234H59ZM62 232V231H61ZM64 232V231H63ZM76 232V231H75ZM94 232V231H93ZM135 232V231H134ZM140 232V231H139ZM48 233H50V231L48 230ZM70 233V232H69ZM74 233V232H73ZM73 233H72V235H73ZM116 233V232H115ZM130 233V232H129ZM158 233V232H157ZM157 233H156V235H157ZM245 233V232H244ZM244 233H242V232H239V234H241V235H243ZM56 234V235H57ZM77 234V233H76ZM80 234V233H79ZM78 234V235H79ZM82 234V233H81ZM123 234H126V233H123ZM135 234V233H134ZM139 234V233H138ZM158 234H160V233H158ZM164 234V233H163ZM237 234V233H236ZM238 234V235H239ZM47 235V234H46ZM70 235V234H69ZM72 235H70V236H72ZM78 235H75L74 234V236H72L73 238L75 237V236H78ZM130 235V234H129ZM132 235H133V233H132ZM136 235V234H135ZM237 235V237H239ZM247 235V236H246ZM33 236V235H32ZM38 236H41V235H38ZM37 236V237H38ZM55 236V235H54ZM58 236V235H57ZM113 236V235H112ZM116 236V235H115ZM160 236V235H159ZM162 237H163V235H161ZM245 236L246 237H253V236H255V234L252 236V233L251 234H246L245 233ZM257 236V235H256ZM255 236V237H256ZM260 236V235H259ZM262 236V235H261ZM45 237V236H44ZM60 237V236H59ZM118 237V236H117ZM126 237H128L127 235H126ZM131 237V236H130ZM155 236H154V232H152L151 230H148L147 228L144 230V231H141V233H140V235H138L137 237H134L132 240H131V242H133V247L136 249V250H132L127 256H125L126 258L124 259L123 258V256H122V258L123 259H117V260H114V261H112V262H106L105 260L104 261H102L100 264H124V262L125 261H127V260H129V261H131L132 262V264H139L140 262L139 261H137L136 260V258H137V251H139V250H148V251H151V249H149L150 248V246L152 245L151 244V240H152V238H154ZM202 237V238H201ZM236 237V236H235ZM236 237V238H237ZM242 237V236H241ZM263 237V236H262ZM30 238V237H29ZM35 238V237H34ZM40 238H43V236L42 237H40ZM47 237H45V239H46ZM51 238V236L48 238V239H50ZM61 238H62V236H61ZM78 238H79V236H78ZM78 238H77V244H78ZM85 238V237H84ZM111 238V237H110ZM110 238H108V239H110ZM125 238V237H124ZM198 238H200V239H203L204 238V241L203 242H201V241H199L198 240ZM254 238V237H253ZM27 239V238H26ZM37 239V238H36ZM36 239H35V241H36ZM45 239H43V240H45ZM47 239V240H48ZM57 239V238H56ZM66 239V238H65ZM72 239V238H71ZM113 239V238H112ZM130 239V238H129ZM128 239V240H129ZM210 239H211V241H210ZM246 239V238H245ZM32 240H34L33 238H32ZM50 240H54V239H50ZM49 240V241H50ZM58 240H60V239H58ZM83 240V239H82ZM114 240V239H113ZM117 240V239H116ZM27 241V240H26ZM61 241H62V239H61ZM64 242H66V240H63ZM74 241V240H73ZM81 241V240H80ZM154 241V240H153ZM257 242V243H259V244H262V243H264V238H258V237H256L255 239H254V242ZM44 242H46V240L44 241ZM44 242H42V243H44ZM57 242V241H56ZM106 242V241H105ZM112 244H113V242L112 241H110ZM156 242V241H155ZM161 242H163V241H161ZM160 242V243H161ZM251 242V241H250ZM254 242H252L253 244H254ZM30 243V242H29ZM36 243H37V241H36ZM71 243V242H70ZM104 243V242H103ZM109 243V242H108ZM110 243V244H111ZM128 243V242H127ZM126 243V244H127ZM32 243H30V245H31ZM34 244V243H33ZM57 244H59L58 242L56 243V245ZM66 244H67V242H66ZM72 244V243H71ZM76 244V243H75ZM95 244H97V243H95ZM102 244V243H101ZM111 244V245H112ZM118 244V243H117ZM132 244V243H131ZM153 244H154V242H153ZM162 244H165V242L164 243H162ZM168 244H166V245H168ZM235 243H233L232 245H233V247H235L236 245H234ZM236 244H237V242H236ZM240 244V243H239ZM252 244V245H253ZM29 245V244H28ZM60 245H62L61 243H60ZM94 245V244H93ZM98 245V244H97ZM124 245H125V243H124ZM130 244H128L127 246L128 247H130L129 246ZM158 245V244H157ZM168 245V246H169ZM226 245V244H225ZM227 245H230V242H229V244H227ZM238 245V244H237ZM247 245H251V243L249 244H247ZM32 246V245H31ZM42 246H43V244H42ZM57 246H59V245H57ZM65 246V245H64ZM63 246V247H64ZM66 246H68V245H66ZM65 246V247H66ZM77 246V245H76ZM91 246V245H90ZM99 246V245H98ZM163 246L165 247V245H162V248H163ZM241 246V245H240ZM34 247V246H33ZM32 247V248H33ZM64 247V248H65ZM70 247H73V246H70ZM78 247V246H77ZM93 247V246H92ZM92 247H91V251H92V254H93V251L94 250H96V249H94V250H92ZM96 247V246H95ZM94 247V248H95ZM100 247V246H99ZM98 247V248H99ZM105 247V246H104ZM125 247V246H124ZM159 247H160V245H159ZM232 247V248H233ZM31 248V249H32ZM36 248V247H35ZM43 248V247H42ZM57 248V247H56ZM55 248V249H56ZM80 248V247H79ZM86 248V247H85ZM89 248V247H88ZM100 248H102V247H100ZM113 248V246L111 247V249ZM115 248H116V246H115ZM16 249H17V247H16ZM34 249V248H33ZM52 249H54V248H52ZM59 249H61L60 247H59ZM65 249H67V248H65ZM68 249H70V248H68ZM67 249V250H68ZM106 249V248H105ZM108 249H110L109 248V246H108ZM107 249V250H108ZM119 249V248H118ZM121 249V251H122V248H120ZM125 249H126V247H125ZM18 250H20V248L18 249ZM27 250V249H26ZM30 250V249H29ZM66 250V251H67ZM73 250H74V248H73ZM78 250V249H77ZM81 250V249H80ZM79 250V251H80ZM90 250L88 249L87 251L88 252H90ZM104 250V249H103ZM102 250V251H103ZM170 250V249H169ZM231 250V249H230ZM13 251H15V250H13ZM21 251V250H20ZM32 251H36L35 249L34 250H32ZM51 251V250H50ZM49 251V252H50ZM65 250L63 249V252H64ZM66 251H65V254H66ZM76 251V250H75ZM78 251V252H79ZM86 250H84L83 252H85ZM86 251V253H85V256L87 257V255H89V253ZM99 251H101V250H99ZM110 251H112V250H109V252ZM123 251H124V249H123ZM129 251V250H128ZM219 251H221V250H219ZM218 251V252H219ZM8 252H10L9 250H8ZM39 252V251H38ZM38 252H36V254L38 253ZM41 253H42V249H41V251H40ZM52 253H53V251H51ZM107 251L105 250V253H106ZM120 252V251H119ZM127 252V251H126ZM143 252V251H142ZM147 252V251H146ZM231 252V251H230ZM245 252V251H244ZM17 253V252H16ZM15 253V254H16ZM22 253V252H21ZM27 254H28V252H26ZM31 253H33V252H31ZM40 253V254H41ZM55 253V252H54ZM59 253V252H58ZM88 253V254H87ZM97 253V252H96ZM100 253V252H99ZM101 253H103V255H104V251L103 252H101ZM100 253V254H101ZM125 253V252H124ZM128 253V252H127ZM222 253H224V252H222ZM229 253V252H228ZM250 253H252V251L250 252ZM4 254V253H3ZM9 254V253H8ZM18 254H19V252H18ZM39 254V253H38ZM40 254H39V256H40ZM57 254V253H56ZM72 254V253H71ZM87 254V255H86ZM107 254V253H106ZM111 253H109L108 255H110ZM160 255H161V257H162V254L161 253H159ZM167 254V255H166ZM219 254V253H218ZM12 255V254H11ZM21 255H24L23 253L21 254ZM30 255V254H29ZM29 255H28V257H27V255L26 256H24V257H27V258H30L31 257V260H33L32 259V256L30 255V257H29ZM33 255V254H32ZM45 255V254H44ZM64 255V254H63ZM68 255V254H67ZM74 255H75V253H74ZM74 255H73V258H76V257H74ZM78 255H80V254H78ZM158 255V254H157ZM159 255V256H160ZM216 255V254H215ZM224 254H222V255H220V256H223ZM4 256H6V255H4ZM9 256V255H8ZM15 255L13 254L12 255V257L11 258H13ZM47 256V255H46ZM70 256V255H69ZM84 255L82 254V257H83ZM105 256V255H104ZM163 256V257H164ZM218 256V255H217ZM216 256V257H217ZM229 256V255H228ZM243 256V255H242ZM7 257V256H6ZM18 257V256H17ZM23 257V256H22ZM34 257H36V255H33V258ZM44 257V256H43ZM63 257V256H62ZM65 257V256H64ZM63 257V258H64ZM72 257V256H71ZM79 257V256H78ZM77 257V258H78ZM82 257H80L81 259H82ZM89 257H92V255H90ZM121 257V256H120ZM140 257V256H139ZM145 257V256H144ZM162 257V258H163ZM166 257V258H167ZM216 257H214V258H216ZM240 257V256H239ZM263 257V256H262ZM7 259V261L5 260L4 261V263H2V264H34L33 262H31V260H27V258H23L24 259V261L25 262H23V263H21V261H23V260H17V261H15L14 259L16 258H13V259ZM40 258V257H39ZM45 258V257H44ZM70 258V257H69ZM107 258V257H106ZM141 258H143V257H141ZM158 258H160V257H158ZM229 258H231V257H229ZM258 258V257H257ZM26 259V260H25ZM38 259V258H37ZM37 259L36 258H34V260L33 261H37ZM46 259V258H45ZM67 259V258H66ZM79 259V258H78ZM86 259H88V258H86ZM105 259V258H104ZM108 259H111L110 257H108ZM205 259V258H204ZM208 259H210V256H209V258ZM39 260V259H38ZM41 260V259H40ZM48 260V259H47ZM68 260V259H67ZM67 260H63L65 263H63V262H61V263H63V264H66V261ZM73 262H78V260L76 261V259H71ZM80 260V259H79ZM138 260H140V259H138ZM167 261L169 264H170V262H171V260L170 261ZM181 260H179V261H181ZM206 260V259H205ZM215 260V259H214ZM222 260V259H221ZM250 260V259H249ZM249 260H248V262H249ZM60 261V260H59ZM62 261V260H61ZM87 261V260H86ZM200 261V262H201ZM208 261V260H207ZM218 261H220V260H218ZM239 261H241V260H239ZM238 261V262H239ZM257 260H255V262H256ZM45 262L46 261H40V262H37V264H45ZM68 262V261H67ZM130 262V263H131ZM173 262V261H172ZM203 262V261H202ZM228 262V261H227ZM51 263V262H50ZM53 263V262H52ZM51 263V264H52ZM74 263V264H75ZM79 263V262H78ZM81 263V262H80ZM79 263V264H80ZM127 263V262H126ZM177 263V262H176ZM179 263H182V262H179ZM184 263V262H183ZM188 263V264H189ZM204 263V262H203ZM208 263H209V261H208ZM212 263H214V262H212ZM221 263V262H220ZM235 263V262H234ZM233 263V264H234ZM241 263V262H240ZM239 263V264H240ZM257 263V262H256ZM49 264V263H48ZM54 264H56V263H54ZM68 264V263H67ZM72 264V263H71ZM91 264V263H90ZM149 264H159V262H153L152 263V261H151V263H149ZM175 264V263H174ZM226 264V263H225ZM230 264V263H229ZM236 264V263H235ZM247 264V263H246Z\"/></svg>",
	"mask_w": 264,
	"mask_h": 264
}]
</instances>
